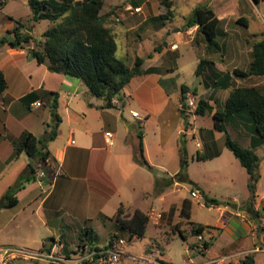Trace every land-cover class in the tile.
I'll return each mask as SVG.
<instances>
[{
	"label": "crops",
	"instance_id": "crops-1",
	"mask_svg": "<svg viewBox=\"0 0 264 264\" xmlns=\"http://www.w3.org/2000/svg\"><path fill=\"white\" fill-rule=\"evenodd\" d=\"M22 1L28 4V0ZM148 1L130 0L126 3V7L129 5L141 7L140 12H132V14L142 19V24L145 25L144 28L147 31L151 30L152 24L163 28L160 23L152 21L153 17L160 13L151 15ZM169 1L174 13L179 9L185 10V14H180L183 19L197 6L189 0ZM251 1L255 6L259 4L254 0ZM160 2L162 3L161 0ZM6 3L7 0H5ZM202 3L211 5L219 16L221 35L227 36L231 25L237 29L240 25L246 27L251 25V18L242 9L240 0H208ZM147 4L149 6H146ZM4 6L0 10H3ZM31 17L32 11H29L25 20L29 21ZM258 18L259 15L256 19ZM239 19L241 22L238 21ZM262 21L264 25V18ZM191 28H196L197 31V26ZM154 29L153 36L166 32L161 33L162 29L156 27ZM263 31L264 28L249 34L256 35ZM29 48L0 47V71L3 72L6 80V88L3 91L0 90V200L8 194L11 187L23 179L29 164H32L36 170L44 169L39 168L38 161H34L25 151L17 154L16 144L22 140L25 132L41 137L47 130H50V125L54 122L52 107L55 100L61 122L57 136L47 143L52 166L48 170L44 169L46 171L45 186L41 187L35 180L26 181L23 187L15 193L17 203L0 209V231H5L8 238H15L16 235L6 230L15 223L18 217L24 216L31 207H33L31 214L37 218L38 222H41V227L45 230L46 238L42 240V243L55 237L60 238L65 243L67 252L74 246L68 248L66 246L65 227L79 228L76 232L78 240L75 244L83 241L84 231L87 228L93 229L92 224H96L97 227L110 224L114 229L113 222L110 220L112 216L109 214V204L117 193L121 195V186L116 178H123L121 176L123 175L125 180L129 181L136 178L141 168L135 156L139 144V133L143 134L145 157L155 170L151 176V184L144 190V194L146 197L154 194V201L145 210L136 206L131 207L140 208L148 213L152 208H158L162 212V219L159 225L154 226L159 227L163 221H167L171 226L183 219L181 212L185 200L190 201L192 206L187 193L197 190L199 191V196L195 197L197 199L205 200V194L216 198L212 194V185L201 179L192 180L189 170V173H186L189 169L188 160L190 158L195 160V156L190 152L187 138L191 135L196 142H201L202 146L197 148V156L204 153L213 156L218 150L220 151L218 156L198 160L206 162L220 159L226 154L225 150H228L225 145L226 134L214 128V120L207 128H199L192 123L185 126L181 112V108L184 107L181 101L182 94L178 91L177 83L174 81V70H172L173 68L178 69L175 60L178 49L167 47L161 52L160 58L154 55L153 58L145 60L141 66V73L136 74L120 96L113 99L115 106L105 107L104 100L91 94L82 80L51 71L46 64L38 63L29 55ZM126 51L130 53L135 51V48L126 47ZM250 51L252 56V48ZM163 58L164 61H161ZM214 67L219 71H227L217 62H214ZM211 74L213 73H209L208 78ZM234 80L235 83L239 82V78ZM170 82L174 84V87L170 85ZM205 88L212 90L209 102L214 110L209 116L213 117L216 110L214 101L216 97L213 95L220 90H229H218L211 79L206 83L204 81L199 91L204 92ZM227 97L219 101L224 103ZM37 101H41L42 105L37 106L35 104ZM132 111L139 112L142 119L134 117ZM228 131L236 141L242 139L244 147L250 146L251 138L245 133L244 126H235L233 130L228 128ZM106 132L113 134V144L107 141ZM76 135L80 141L79 145ZM71 138L75 139L74 144L70 142ZM261 147L257 148V152ZM183 160L187 162L185 168L187 181H176L173 185L155 194L156 179L180 173L183 170ZM224 162V173L221 175L227 182H219L216 187L224 193L223 197L228 199H222L223 204H210L211 208L220 211V216L212 226L210 235L216 236L217 231L230 228L232 233L236 230L238 235H233L237 237L240 233L249 232L253 237L258 236L259 226H264V214L262 213L264 198L260 199L264 196V173L261 172L256 197L250 205L248 204L250 192L247 198L238 200L237 196L233 195L235 192H233L232 184L228 182V180H235L230 168L235 167L236 161L227 157ZM244 179L249 190V174L248 177H243ZM179 186L181 188H177ZM170 187L173 191L182 192V197L178 201L171 198ZM121 204L124 203L121 202ZM250 215L254 221L250 220ZM185 219L190 220V217ZM242 223H246L247 228L240 225ZM15 226L19 229L20 224ZM154 245L155 243L147 249L146 254L152 252ZM246 251L248 250L237 251L230 256L236 257L235 262H237V259ZM160 259L169 263L162 252ZM214 260H209L208 264H212ZM231 262L233 261L230 260L226 264H231Z\"/></svg>",
	"mask_w": 264,
	"mask_h": 264
},
{
	"label": "trees",
	"instance_id": "trees-1",
	"mask_svg": "<svg viewBox=\"0 0 264 264\" xmlns=\"http://www.w3.org/2000/svg\"><path fill=\"white\" fill-rule=\"evenodd\" d=\"M259 3L260 0H254ZM168 6L167 13H161L153 17L152 21L160 23L163 27L174 20V10L169 0H163ZM5 0H0V9L3 8ZM32 11L30 22L48 20L51 23L42 35L43 39H37L32 34V25L22 20H16L12 30L0 37V47H25L33 42L34 45L28 49L29 55L40 64H46L51 71L64 73L70 77L82 80L94 96L104 100L105 107H114L113 99L120 96L126 85L136 75L141 73V66L146 58L137 55L135 64L130 67L124 60L118 57L119 43L116 32L109 23L111 13L102 12L104 0H28ZM239 22L240 19L238 20ZM220 18L208 3L197 5L191 13L185 17L183 30L197 26V34L200 35L208 50H218L221 44L217 41L221 34L219 31ZM262 38L254 42L252 46V60L247 69L234 68L233 71H219L215 69L214 62L207 58H201L196 73L201 75L205 70L211 68L213 74L209 78L215 87L220 90H229V95L224 103L214 99L216 110L213 114L214 128L225 132V145L230 149L241 165L249 174L248 187L250 197L248 204H252L256 197L257 185L261 179L260 155L257 152L259 146H264V85H237L235 78L248 79L252 76L264 75V31ZM166 42V40H163ZM164 47H155V52L161 53ZM150 53L148 58H153ZM6 88V80L0 71V90ZM191 91L188 85H182V104L186 105L187 94ZM193 93L198 95L197 90ZM209 98H200L197 108L192 111L190 107L181 108L185 126L191 124L190 113L197 115H209L214 110ZM54 122L50 125L43 136L37 137L31 132H25L22 140L16 144V153L25 151L32 159L38 161L39 168L48 170L51 166L50 152L47 143L53 140L58 133L61 117L57 112V101L52 107ZM244 126L245 133L250 136L249 147L242 146L229 134V126ZM218 150L213 156L198 154V160H206L218 156ZM138 163L153 169L144 153L143 134L139 133V144L135 153ZM186 160H183V170L175 176H162L155 181V194L163 191L165 187L173 185L176 181H187L185 173ZM38 170L32 164L27 166V173L16 185L11 187L8 194L0 200V209L13 206L17 203L15 193L30 180H37ZM207 205L220 204L216 198L205 194ZM191 202L184 201L182 208L183 219L177 222L173 231H177L186 238V231L182 230V224L190 223L194 234H200L206 227L185 220L190 217ZM258 214V213H257ZM113 222L115 236L125 234L129 239L143 238L149 224V213L140 209L121 204L116 214L110 217ZM184 220V221H183ZM83 241H88L92 247L99 246L98 235L93 229L87 228ZM243 264H255L254 259L245 261Z\"/></svg>",
	"mask_w": 264,
	"mask_h": 264
},
{
	"label": "rangeland",
	"instance_id": "rangeland-1",
	"mask_svg": "<svg viewBox=\"0 0 264 264\" xmlns=\"http://www.w3.org/2000/svg\"><path fill=\"white\" fill-rule=\"evenodd\" d=\"M128 1L130 0H104V7L102 10L104 13H111L109 23L116 32L118 39V57L124 60L128 65H134L136 55L142 56L148 60V55L150 53H154L156 58H160L161 53L154 51L157 46L164 47V49L167 47L178 49L176 53L177 55L175 56L178 69H172L174 70V81L177 83L179 92L181 91L182 85H188L191 89L189 92L191 97H195L197 100L201 97L210 98V94L212 93L211 89L205 88L204 92H200L199 90L202 88L204 81L205 83L208 82V80L210 81V78H208L209 73L214 72L213 70L207 69L201 75L196 73L201 58H207L215 63L217 62L219 66L223 67V69L227 71H233L235 67L247 69L250 61L252 60L250 49L252 48L254 42L262 38V32L257 33L256 35L249 33L258 32L264 28L262 21L264 18V0H260L257 6H255L252 1L250 2V0H240L242 3V9L247 13V15H249V18H251V25L249 27L240 25L238 29L234 25L229 26L227 36L220 34L217 38V41L221 44V46L223 45V47H220L215 51L207 49L206 43L203 38L197 34L196 28H190L188 30L182 29L185 24V19H183L180 14H185L184 9H179L178 12H175V15L173 16L174 20L169 21L163 28H159L157 25L152 24L151 30H148V32L147 29L144 28L145 25L142 24V19L136 18V15H133L131 10L126 9V3ZM161 1L162 3L160 0L148 1L151 15L168 12V6L163 2V0ZM189 1L196 6L202 2H207L208 0ZM148 4L146 6H149ZM246 7L248 8L246 9ZM250 8L252 10H249ZM29 11H31V9L26 2H23L22 0H7L4 9L0 10V37L6 34L8 30H12L15 27L16 20H22L23 22H28L32 25V34L37 39H43L42 35L44 31L51 26V23L48 20L41 22H30L25 20L27 12ZM258 15L259 18L257 20L256 17H258ZM21 17L23 19H20ZM154 27L162 29L161 33L164 31L166 32L162 35L160 34L159 36H153V31H155ZM177 28H180V30L175 31ZM169 32L171 33L169 34ZM163 40H166V42H163ZM33 45L34 43L31 42L25 47H31ZM126 47H133L135 48V51L129 53L126 51ZM161 61H164V58L161 59ZM236 84L264 85V76H252L248 79H239V82H236ZM170 85L174 87V84L171 82ZM194 89L197 90L198 95L193 93ZM228 92L229 91L220 90V92H217L213 96L219 100H224L229 94ZM190 121L199 128H207L213 123V117L209 115L202 116L190 113ZM229 128L233 130V126H229ZM76 140L79 145L80 141L78 135H76ZM237 141L244 146V141L242 139H237ZM187 142L189 143L191 154L195 156V160L192 158L188 160L189 169L186 171L187 174L190 171L192 180L201 179L212 185L211 190L213 196L220 201V204H223L221 200L225 199L223 197L224 193H222L216 185H218L219 182H227L221 173H224V161H226L227 157H230L231 160L236 161L235 167H231L232 169L230 168L235 180H228L234 188L233 192L235 193L233 195L237 196L238 200H243L248 197L250 190L246 187L244 182L245 179L243 180V177H248V173L230 149L225 150L226 154H224L220 159L202 162L197 159L198 146L196 145L197 142L194 137L191 135L188 136ZM258 153L261 158V172L264 173V146L259 148ZM139 167L141 168H139L136 178L134 179L126 181L123 175H121L123 178H116L121 186V195L120 193H117L112 202H110V216H114L116 214L121 202L125 205L136 206L145 210L148 208L150 203L154 201V194L153 196L146 197L144 190L149 186V184H151V176H153L155 170L140 163ZM221 170L222 172H220ZM133 186L136 188L134 189ZM188 186L191 187L190 184H188ZM177 188H181V186ZM169 191H171V198L175 201H178L182 197V192L177 190L173 191V188L171 187L169 188ZM187 196L192 201L190 209V222L202 224L206 227V231L204 232L208 241V249L206 251L203 252L197 248V234L188 232L187 229L192 227V224H187L185 222L182 224V230L186 231L185 233L187 235L186 238H184L179 232L173 231L175 223L169 226L167 221H163L159 227H156L149 222L146 234L143 238L131 240L127 235L120 234L121 237L127 240L126 252L135 257L146 255L147 249L155 243L154 246H158L160 248L162 254H164L169 260V264H208L211 259H216L222 256H230L232 253L237 251L248 250L237 259L238 264H243L245 261L250 260V257L254 259L255 264H264V226H259L258 236L255 237H253L251 232L247 234L240 233L239 237L234 236L233 234L238 235V233H236V230L232 233L230 228L219 230L217 231L216 236H212L210 235V231H212V226L217 222V219L220 216V211L216 208H211L210 205H207L203 198L197 199L193 197L191 193H187ZM263 198L264 196L260 199L262 200ZM32 210L33 207L27 210L24 214L26 218H24V216L18 217L15 220V223L9 226L8 230H6L16 235L15 238L10 239L7 237L5 231H0V246L10 245L24 249H38L42 246V240L46 238V236H44L45 230L41 227V222H38L37 218L31 214ZM262 213L264 214V207L262 209ZM250 216V220L254 221L252 215ZM31 223L35 224V226H32ZM16 224H20L19 229H16ZM240 225L245 226L247 224L242 223ZM92 227L98 235L100 246L106 244L110 236L115 233V230L111 228L110 224L102 225L101 227H97L96 224H92ZM77 230H79V228H64L67 248L73 247L75 242L78 240L76 234ZM235 258L236 257H233L231 260L235 262ZM126 261L133 264H147L145 262L138 263L136 260L128 258ZM233 262H231V264ZM237 262L233 264H237ZM21 263L23 262H17V264ZM226 263H229V261L227 260ZM25 264L54 263L48 261L30 260Z\"/></svg>",
	"mask_w": 264,
	"mask_h": 264
},
{
	"label": "built area",
	"instance_id": "built-area-1",
	"mask_svg": "<svg viewBox=\"0 0 264 264\" xmlns=\"http://www.w3.org/2000/svg\"><path fill=\"white\" fill-rule=\"evenodd\" d=\"M127 10L132 12H140L141 7H134L129 5ZM115 99V98H114ZM37 106H41L42 102L37 101ZM198 105V100L195 97H191L190 93L187 94L186 107H190L191 110H195ZM134 117L141 118V115L137 111H132ZM107 141L109 144H113V134L106 132ZM72 144L75 143V139L71 138ZM197 146L201 147L200 141L197 142ZM46 171L40 169L37 172V182L41 187L45 186ZM193 197L199 196V191H192ZM162 219V212L158 208H152L149 211V222L153 225H159ZM189 233H193V227L187 229ZM115 236L111 242H107L103 246L92 247L88 241H81L74 245L72 250L66 252L65 243L60 238H53L51 240L42 243V246L38 249H24L10 245L0 246V264H17L18 261H22L25 264L28 261H48L54 264H133L124 260L133 259L139 262H145L147 264H169L160 259L161 250L158 246H155L151 253L142 255L139 257L132 256L126 252L127 240L120 236ZM198 242L197 248L201 251L208 249V241L204 235V232L197 234ZM232 256H224L212 261V264H226V261H230Z\"/></svg>",
	"mask_w": 264,
	"mask_h": 264
},
{
	"label": "water",
	"instance_id": "water-1",
	"mask_svg": "<svg viewBox=\"0 0 264 264\" xmlns=\"http://www.w3.org/2000/svg\"><path fill=\"white\" fill-rule=\"evenodd\" d=\"M180 30V28H177L175 31H179ZM171 32H169V34H170ZM183 108H187L186 107V105H184V107Z\"/></svg>",
	"mask_w": 264,
	"mask_h": 264
}]
</instances>
